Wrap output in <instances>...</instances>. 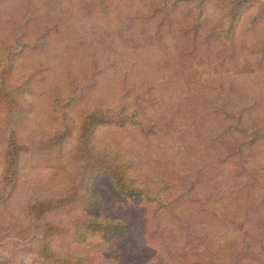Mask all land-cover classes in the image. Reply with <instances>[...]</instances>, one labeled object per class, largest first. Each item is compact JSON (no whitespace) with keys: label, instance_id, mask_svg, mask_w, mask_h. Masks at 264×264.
<instances>
[{"label":"rangeland","instance_id":"1","mask_svg":"<svg viewBox=\"0 0 264 264\" xmlns=\"http://www.w3.org/2000/svg\"><path fill=\"white\" fill-rule=\"evenodd\" d=\"M259 1L230 30L214 1L0 0V264H47L27 209L85 201L90 155L77 148L94 110L129 122L96 142L128 155L149 194L124 197L102 177L95 207L47 213L60 229L85 217L126 228L84 244L57 235L59 264H264ZM13 138L25 148L14 185Z\"/></svg>","mask_w":264,"mask_h":264},{"label":"trees","instance_id":"2","mask_svg":"<svg viewBox=\"0 0 264 264\" xmlns=\"http://www.w3.org/2000/svg\"><path fill=\"white\" fill-rule=\"evenodd\" d=\"M214 1L224 6L228 10V23L231 25L230 30H233L237 23L241 12L247 11L251 2L256 5L260 4L259 0H206ZM258 3V4H257ZM264 5V4H261ZM109 113V115H108ZM103 112L101 110L90 111L86 114L83 125L81 127L78 149L84 150V154L90 155L88 158V167L90 168L88 174V181L85 180L84 184L87 187L88 195L85 197V201L82 200V196L76 191L69 196L60 199H49L32 202L27 209L28 214L36 221H42L43 226V240L40 244V255L46 261L47 264H59L60 259L56 256L55 252L51 250V241L57 235L66 233L71 241L76 243H86L91 236H103L107 238L113 232L118 230H125V226L121 222L117 221H100L93 217L81 218L75 221L72 228L60 229L54 225L46 223L47 213L68 208L75 204H83L86 207H95L99 204V198L97 197L95 190V183L99 178L106 177L112 183L116 192L127 198L146 197L149 191L131 177V173L134 169V162L132 159L121 152L109 150L102 147L96 142V132L103 127H110L115 125L124 126L129 122L125 119L116 120L111 116V112ZM135 123V122H132ZM68 131V130H66ZM65 131V132H66ZM62 133L63 137L66 133ZM68 135V134H67ZM67 135L65 137H67ZM56 138H60L56 136ZM260 139H264V136H260ZM57 141V144L58 142ZM25 151V148L20 147L15 138L10 144L9 153L7 157L8 169L5 175V181L7 184H15L17 181L19 157L20 154ZM15 176V177H14ZM149 199V198H148ZM89 236V237H88Z\"/></svg>","mask_w":264,"mask_h":264}]
</instances>
